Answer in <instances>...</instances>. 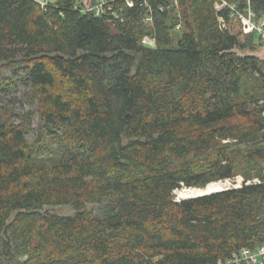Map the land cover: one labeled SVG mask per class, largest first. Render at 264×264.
<instances>
[{
	"label": "trees",
	"instance_id": "16d2710c",
	"mask_svg": "<svg viewBox=\"0 0 264 264\" xmlns=\"http://www.w3.org/2000/svg\"><path fill=\"white\" fill-rule=\"evenodd\" d=\"M133 1L0 0V264H218L264 244V181L174 195L264 180V40L218 0Z\"/></svg>",
	"mask_w": 264,
	"mask_h": 264
},
{
	"label": "built area",
	"instance_id": "2783aa9c",
	"mask_svg": "<svg viewBox=\"0 0 264 264\" xmlns=\"http://www.w3.org/2000/svg\"><path fill=\"white\" fill-rule=\"evenodd\" d=\"M109 0H99L100 3H98L95 7L97 9V12H100L101 8L105 3H107ZM130 6L134 5L133 0H127ZM247 7L246 10H240L236 7L234 3H230L228 0H218L215 4V8L220 11L223 7L230 6L234 13H237L240 17L243 29L246 33H255L257 36L261 37L264 40V17L257 19L256 13L253 10L251 6V0H246ZM151 18L148 16L146 19L149 20ZM222 19V18H221ZM149 44H154V38L146 36L144 38V42ZM264 116V113H263ZM262 178L260 177H253L250 179H245L242 175H237L233 178L226 179L224 182L228 184L230 187H238L241 186L244 182L247 184L250 183H261ZM264 264V244L260 245L259 247L255 249H251L249 247L242 248L240 252L235 254L232 258L226 260V261H220L218 264Z\"/></svg>",
	"mask_w": 264,
	"mask_h": 264
},
{
	"label": "rangeland",
	"instance_id": "374dc122",
	"mask_svg": "<svg viewBox=\"0 0 264 264\" xmlns=\"http://www.w3.org/2000/svg\"><path fill=\"white\" fill-rule=\"evenodd\" d=\"M38 1L44 3L47 0H38ZM172 4H176L177 5L178 4V0L173 1ZM182 31H183V27L181 25L180 26L177 25L176 28H174L173 32L178 37L181 34ZM148 43H151V42L148 41ZM261 54L264 56V47L261 50ZM24 92H25V88L22 85H20L18 93H16V92L14 93V95H16L19 99L16 100L15 102H11V106L13 108H15L16 110L24 111V110H28L30 108V105L25 100V96H23ZM14 95L13 94L12 95H8L7 98H6V96L2 95V99H3V101H5V100H8L11 96H14ZM20 98L22 99V102H21ZM38 122H39V119L37 118L36 121H35V126H38ZM238 175H242V174H238ZM224 181L225 180L217 181V182H214V183H221V184L225 185ZM192 188L193 189L206 188V186L205 187H192ZM182 189H187V187H184ZM178 190L179 189L175 190V192H174V195H175L176 199H180V196L178 194V192H179ZM49 209L52 210V211H56V212H59V213H65V214H70V213H73V211H74L70 206H66V205H64V206H56V207H49Z\"/></svg>",
	"mask_w": 264,
	"mask_h": 264
},
{
	"label": "bare ground",
	"instance_id": "6f19581e",
	"mask_svg": "<svg viewBox=\"0 0 264 264\" xmlns=\"http://www.w3.org/2000/svg\"><path fill=\"white\" fill-rule=\"evenodd\" d=\"M224 185L221 183H210L208 185V187L206 188H198V189H193V188H187V189H179L178 194L180 197H189V196H193V195H197V194H201V193H205V192H209V191H213V190H218L221 189Z\"/></svg>",
	"mask_w": 264,
	"mask_h": 264
},
{
	"label": "water",
	"instance_id": "95a60500",
	"mask_svg": "<svg viewBox=\"0 0 264 264\" xmlns=\"http://www.w3.org/2000/svg\"><path fill=\"white\" fill-rule=\"evenodd\" d=\"M85 4L87 7H89L91 5V0H84ZM225 183V182H224ZM210 184V183H209ZM208 184V185H209ZM230 186L228 184L225 183V185L221 188V189H218V190H213V191H209V192H205V193H201V194H197V195H193V196H189V197H180V199L178 200H183V199H187V198H191V197H197V196H201V195H207V194H210V193H214V192H218V191H222L224 189H227L229 188Z\"/></svg>",
	"mask_w": 264,
	"mask_h": 264
}]
</instances>
